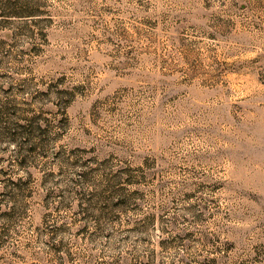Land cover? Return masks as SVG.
Instances as JSON below:
<instances>
[{
    "label": "rangeland",
    "instance_id": "obj_1",
    "mask_svg": "<svg viewBox=\"0 0 264 264\" xmlns=\"http://www.w3.org/2000/svg\"><path fill=\"white\" fill-rule=\"evenodd\" d=\"M0 264H264V0H0Z\"/></svg>",
    "mask_w": 264,
    "mask_h": 264
},
{
    "label": "trees",
    "instance_id": "obj_2",
    "mask_svg": "<svg viewBox=\"0 0 264 264\" xmlns=\"http://www.w3.org/2000/svg\"><path fill=\"white\" fill-rule=\"evenodd\" d=\"M22 9V8H21ZM12 14H14L15 16H27L29 13V11L26 10H13V12H11Z\"/></svg>",
    "mask_w": 264,
    "mask_h": 264
}]
</instances>
